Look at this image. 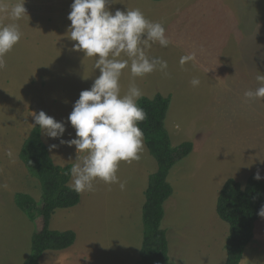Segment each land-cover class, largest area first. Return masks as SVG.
<instances>
[{"label": "rangeland", "instance_id": "rangeland-1", "mask_svg": "<svg viewBox=\"0 0 264 264\" xmlns=\"http://www.w3.org/2000/svg\"><path fill=\"white\" fill-rule=\"evenodd\" d=\"M57 1L25 0L27 16L16 21L23 35L5 55L6 67L0 70V264H22L30 252L32 234L42 227L36 211L26 214L13 200L16 192H23L41 204L39 181L19 159L21 145L35 124L32 114L42 110L51 117L59 115L58 119L62 115L66 131L60 139L75 138L67 118L80 92L90 89L100 74L88 64L91 57L72 51L76 42L69 38L67 17L73 0H62L60 6ZM137 1L116 0L114 4L135 5ZM176 1L164 0V8L175 7ZM180 5L195 9L194 18L189 14L182 18L189 17L197 30L196 60L181 66V56L188 54L185 50L172 42L167 47L153 44L147 54L159 52L171 63L167 75L157 70L145 76L141 88L147 97L170 95L164 126L169 136L174 130L173 138L192 142L189 154L177 160L167 175L173 190L163 204L160 226L166 231L173 264H224L228 224L216 213L217 192L227 178L243 186L247 174L262 172L264 177L254 159L264 157V148L253 141L264 139V102L244 96L258 87L256 76L264 74V0H181ZM110 10L115 11L113 4ZM147 18L161 23L159 17L148 14ZM170 21L163 18L165 29ZM9 23L13 21L0 17V24ZM200 41L206 47H200ZM129 77V72L122 75L121 92ZM194 77L200 80L198 87L190 83ZM226 136L251 141L247 154L233 148L228 160H222L205 152L206 144ZM44 138L47 144L57 145L48 150L50 155L61 159L62 166L72 165L74 146ZM195 146L202 151H195L196 158L192 154ZM142 157L146 162L140 170L126 162L119 165L117 176L126 181L124 190L97 180L95 191L80 195L77 205L55 209L50 228L73 230L76 239L65 249L45 251L41 264H134L139 259L144 190L148 176L156 170L147 149ZM237 169H243L241 177ZM240 262L264 264V218L255 222Z\"/></svg>", "mask_w": 264, "mask_h": 264}, {"label": "clouds", "instance_id": "clouds-1", "mask_svg": "<svg viewBox=\"0 0 264 264\" xmlns=\"http://www.w3.org/2000/svg\"><path fill=\"white\" fill-rule=\"evenodd\" d=\"M114 3L116 0H73L70 5L68 34L76 42L72 51L95 57L93 70L99 69L100 73L90 89L80 92L67 118L75 130V138L60 139L66 131L62 121L42 110L32 114L44 135L75 147L76 158L70 170L62 174L71 177L70 186L77 194L94 192L97 180L118 184L124 190L126 181L117 176L120 162L139 161L145 150L144 132L139 124L147 119V113L138 104L144 92L136 84V78L157 70L167 75V61L147 54L155 43L161 47L171 43L164 25L149 20L139 8L113 12L110 5ZM24 4L25 0L15 3L0 0V17L13 21L0 24V70L6 67L5 55L23 35L16 21L27 16ZM195 60L196 52H190L181 56L179 63L183 66ZM125 69L130 71L131 79L122 94L120 80ZM256 80L258 87L246 91L244 96L264 102V74L259 73ZM190 83L198 87L200 80L194 77ZM56 147L51 144L49 150ZM262 178L259 173L254 176L256 180ZM257 214L264 218V206Z\"/></svg>", "mask_w": 264, "mask_h": 264}, {"label": "trees", "instance_id": "trees-1", "mask_svg": "<svg viewBox=\"0 0 264 264\" xmlns=\"http://www.w3.org/2000/svg\"><path fill=\"white\" fill-rule=\"evenodd\" d=\"M160 1V0H154ZM170 96L155 93L138 101L147 113V119L139 124L144 132V143L149 154L156 161V170L148 176L141 209L142 241L139 259L134 264H173L168 255L166 231L160 224L164 215L163 204L172 194V187L166 181L169 170L175 162L189 154L190 141L172 146L164 119ZM19 159L28 173L39 181L41 204L27 193L16 192L15 206L26 214L36 211L42 218V227L31 236V247L22 264H41L40 258L47 250L59 251L71 246L76 234L50 228L55 209L74 207L80 201V194L69 185L70 176L62 173L70 170L71 164H55L48 148L41 138V129L35 125L23 141ZM249 175L243 186L233 178H227L221 186L215 210L219 218L228 224L225 241L224 264H239L247 244L253 237L257 214L264 206V178L254 179Z\"/></svg>", "mask_w": 264, "mask_h": 264}, {"label": "crops", "instance_id": "crops-1", "mask_svg": "<svg viewBox=\"0 0 264 264\" xmlns=\"http://www.w3.org/2000/svg\"><path fill=\"white\" fill-rule=\"evenodd\" d=\"M57 3H59V6H60L61 3H62V0H58ZM180 3H181V0H177L175 7L171 6L170 7L171 9H165L164 8V0H160V1H154V0H138L135 5H132V4L131 5H126V4H113V9L114 10L119 9L121 11H126V8L128 10H132V9L139 8L145 14L146 17L148 16V14L149 15H152L154 17H159L161 19V23H163V18L164 17H167V18L171 19L170 24H169L168 28L166 29V31H167V37H170L171 42L173 44H175L177 47L181 48L182 50H185L186 53H190V52H194L195 47L198 44L197 35H195V33H194V30L195 29H193L194 28L193 27L194 26L193 25V21L190 22L188 20L189 17H193V18L195 17V14L193 13V12H195V9L192 6H190V5L187 6L186 8H182V5H180ZM50 11H54V10H50ZM57 11H59V10H57ZM163 11L167 12V14H164ZM191 13H193L192 16H191ZM182 14L183 15L189 14L190 16L187 17V20L186 21H183ZM195 31H197V30H195ZM180 33H182V36L181 37H178ZM199 45H200V47H202V46L206 47L202 41H200ZM181 49H179V50H181ZM148 56L150 58H152V57L163 58V55H160L159 52H156V53L150 52L148 54ZM168 63L170 64L171 62H168ZM88 64L91 65V67H93V65H94V57H91L90 58ZM125 72H129V74L131 75V73H130V71L128 69H125L123 71V74ZM149 75H152V74H149ZM130 79H131V77L125 79V81H124L125 92L127 90V87H128V84H129ZM144 81H145V78L144 77H142V78L137 77L136 78V84L140 88H142L144 86V85H142V83ZM120 83H121V80H120ZM145 90L146 89H144L142 91H145ZM121 93L123 94L124 92H121ZM57 116H59V115H57ZM57 116H53V118L56 121L61 120L62 115H61V118L60 119H58ZM165 129H166V127H165ZM42 135H43V137H42L43 138V141H44V143L46 144V146H47V148L49 150V144H47V142L45 141V138H44V134L43 133H42ZM170 135H171V136H169L170 142H171V139L172 140L174 139L176 141L173 144H171L172 146H177L178 144L182 143V142H180V139H178L177 137H174L173 138V136H175V131L174 130H171L170 131ZM218 138H219V136H218ZM53 140L56 141L57 139H53ZM177 140H179V141L177 142ZM227 141H234V142L237 141L238 143L235 142V145H232L233 143H226ZM253 141L256 142L261 148H264V139L263 140L255 139ZM53 144H54V142H53ZM251 145H252L251 144V141H249V142L248 141H239V140H236L235 138L226 136V137H223V138L219 139L218 142L212 141L211 143L206 144L207 147L205 149V152H208L210 154H214L215 153L217 156H221L222 157L220 159H222V160H228V155L230 154V152L232 151L233 148H235L236 151H238V152L240 151V152H243V154L244 153L247 154V151L246 150H247V148L249 146L251 147ZM145 148H146V146H145ZM54 149H57V147L54 148ZM146 149H145V152H146ZM195 151L196 152H199V154L202 152V151H199V147L198 146H195V150L192 151V154H193V156L195 158H196ZM145 152L142 153V156L145 154ZM50 156L52 157V159H53V161H54L55 164H58V165L61 164L62 165V162H60L61 159H57L54 155H50ZM142 156H141V159L139 161H133L132 163H128V165H130L132 167H136L135 168L136 170L137 169L140 170L142 168L143 164L146 162V160ZM254 159L256 160V163L255 164H256V168H258L257 170L258 171L259 170H263L264 171V157H262L261 155H258L256 158L254 157ZM57 160H58L59 163L58 162H55ZM211 160L212 161H214V160L220 161L219 159H217L215 157H211ZM121 163H123V161H121L120 164ZM242 170L243 169H237V172H238V175L237 176H240V177L242 176L241 174H239V172H241ZM170 172H168V176H169ZM262 174L263 173L261 172L260 173V176ZM249 175H251V174H247V177ZM145 177H146V174H145ZM236 177H234V178H236ZM167 179H168V177H167ZM68 183H69V185L71 184V177H70ZM168 183H169V181H168ZM170 186H171V184H170ZM219 190H220V188H219ZM219 190H218V192H219ZM218 192H217V195H218ZM90 194H92V193L91 192H89V193L84 192V193H81L80 195H87L88 196ZM244 253H245V251H244ZM244 253H243V255H244ZM240 264H241V262H240Z\"/></svg>", "mask_w": 264, "mask_h": 264}]
</instances>
